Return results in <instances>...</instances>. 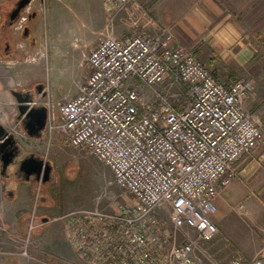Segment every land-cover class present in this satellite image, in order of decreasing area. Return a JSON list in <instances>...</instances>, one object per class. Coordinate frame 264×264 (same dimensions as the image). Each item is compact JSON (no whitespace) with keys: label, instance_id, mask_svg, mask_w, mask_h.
<instances>
[{"label":"built area","instance_id":"2783aa9c","mask_svg":"<svg viewBox=\"0 0 264 264\" xmlns=\"http://www.w3.org/2000/svg\"><path fill=\"white\" fill-rule=\"evenodd\" d=\"M107 1L117 8L129 0ZM86 60L85 81L58 103V119L48 110L46 129L107 166L132 200L114 211L71 212L69 243L90 264H202L199 241L218 232L216 199L263 136L243 107L254 79L220 81L168 29L103 34ZM167 77L185 85L186 104L177 108L162 95L159 108L142 104L143 88ZM262 256L230 264H263Z\"/></svg>","mask_w":264,"mask_h":264},{"label":"rangeland","instance_id":"374dc122","mask_svg":"<svg viewBox=\"0 0 264 264\" xmlns=\"http://www.w3.org/2000/svg\"><path fill=\"white\" fill-rule=\"evenodd\" d=\"M7 1L0 0V6ZM197 1L129 0L115 8L107 0H32L29 8L38 13L34 25L39 34L37 43L33 47L22 44L23 50L15 58L3 57L0 48V123L15 115V100L9 88L32 83L44 84L46 95L38 102L58 119V103L76 94L85 81L89 73L86 56L100 36L155 35L170 29L168 23L174 22L181 37L176 22L184 21V15ZM258 32L264 33V19ZM256 45L253 59L245 64L227 59L224 52L221 55L225 58L214 56L202 43L198 44L199 50L193 51L224 83L228 79H254L243 107L256 117L263 132L257 147L235 163L232 182L224 194H219L225 202L220 216L213 217L218 232L211 241H199L197 256L202 264H230L235 258L245 262L262 255L264 258V34L257 38ZM185 46L194 49L189 44ZM233 48L236 51L237 46ZM229 71L233 75L228 76ZM161 95L177 108L188 100L185 85L167 77L154 90L144 87L141 102L159 108L164 103ZM31 139L27 145L30 153L52 166L49 179L35 185V213L47 210L53 219L43 224L26 223L23 234H16L8 223H0V264H90L66 237L67 217L76 210L94 207L114 211L132 196L112 181L113 174L107 166L82 148L64 144L58 131ZM160 215L169 222L167 211Z\"/></svg>","mask_w":264,"mask_h":264},{"label":"crops","instance_id":"0c3cea01","mask_svg":"<svg viewBox=\"0 0 264 264\" xmlns=\"http://www.w3.org/2000/svg\"><path fill=\"white\" fill-rule=\"evenodd\" d=\"M183 19L181 23L176 22L181 30V37L174 22L168 23L171 27L167 29L172 33L176 44L185 48V44H189L194 48H189L194 54V50H199L198 44L202 43L215 53L214 56L224 52L223 55H226L227 59L240 60L245 64L253 59L257 38L264 34L258 32L259 23L264 19V0H198ZM16 31L17 27L13 29L14 35ZM235 46L236 51L233 48ZM229 75H233V72L229 71ZM229 80L226 84L231 82ZM3 124L15 131L11 120ZM16 130L18 143L24 147L27 154L32 152L27 146L32 142L31 137L21 128ZM29 180H26L25 176L18 179L15 176H4L0 171V223H8L16 234L17 231L24 233L26 223L43 224L53 219L47 210L40 215L35 213L37 205L35 206L34 201L37 196L34 191L38 182ZM224 202L222 196L217 197V210L212 217L220 216Z\"/></svg>","mask_w":264,"mask_h":264},{"label":"flooded vegetation","instance_id":"af4514ba","mask_svg":"<svg viewBox=\"0 0 264 264\" xmlns=\"http://www.w3.org/2000/svg\"><path fill=\"white\" fill-rule=\"evenodd\" d=\"M18 2L19 0H8L6 4H2L0 6V48L2 50L3 57L6 58L17 57V53L23 50L21 49L23 47L22 44H24L26 47H33L39 39V34L37 33V31H34L35 20L38 19V13L36 12V10L29 8L31 4L30 2L24 9L21 10L19 17L17 18V13H15V9L18 5ZM15 27H17V31L16 34L14 35L13 29ZM17 92H19V96L21 98L23 97L35 98L36 103H39L38 101L39 99H41L40 97H44L46 95L45 86L43 83H32L25 87H17V85H14L9 88V93L15 100V106L13 107L15 110V115L8 118L15 125V131L13 132L15 133L16 141H17L16 129L21 128V118H19V107H18L19 103L17 102ZM17 111H18V115H17ZM0 125H2L5 129L11 131L3 123H0ZM46 132L47 130L45 128L44 131L42 132L43 134L42 137H44V134H46ZM15 152L17 153L16 149L13 150V153ZM29 154L30 153L27 154L24 147H22L19 144V149L17 153L18 157L16 155L15 159L18 158L20 160L21 158H23V156L26 157V155L28 156ZM0 171H2L1 160H0ZM5 175L6 176L10 175L13 177L15 176L17 179L20 177H24V173L17 172L16 174H14L10 170V168L4 174V176ZM50 176H51V172L49 173L48 179ZM43 177H44V172L42 170L39 176V181L40 180L45 181ZM35 178H36L35 175H32L30 182H34ZM36 182H38V180Z\"/></svg>","mask_w":264,"mask_h":264},{"label":"water","instance_id":"95a60500","mask_svg":"<svg viewBox=\"0 0 264 264\" xmlns=\"http://www.w3.org/2000/svg\"><path fill=\"white\" fill-rule=\"evenodd\" d=\"M31 0H19L15 9L17 18L22 9H24ZM17 102L19 103V118H21V129L31 138L39 139L42 132L46 128L48 109L44 104L36 103L33 97L19 96L17 92ZM16 149L18 153L19 144L16 141L15 133L5 129L0 125V160L2 173L5 174L8 169L16 174L24 173L25 179L29 180L31 175H35V180H39L41 171L44 172V180L48 179L52 166L49 161H45L42 157L30 153L28 156L15 159L17 153H13ZM18 157V155H17ZM30 181V180H29Z\"/></svg>","mask_w":264,"mask_h":264}]
</instances>
